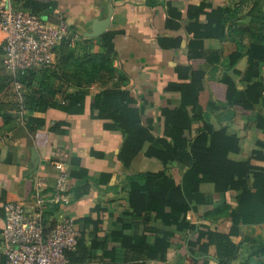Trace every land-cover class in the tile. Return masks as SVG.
Returning <instances> with one entry per match:
<instances>
[{
    "label": "trees",
    "instance_id": "obj_1",
    "mask_svg": "<svg viewBox=\"0 0 264 264\" xmlns=\"http://www.w3.org/2000/svg\"><path fill=\"white\" fill-rule=\"evenodd\" d=\"M13 1L34 14L46 15L45 5L32 0ZM261 2L233 0L227 8L213 5L204 19H201L204 5L187 7L183 17L181 5L167 4L166 26L183 28L192 40L188 45V66L178 68V80L165 88L178 96L168 99L157 115H144V104L138 105L123 91H105L97 96L95 108L99 117L110 120L112 129L123 135L118 153L123 169L129 171L138 158H144L157 162L161 170L136 173L126 179L128 187L122 190L126 207L110 228L103 229L101 221L90 217L75 221L79 238L75 249L65 253L68 264L166 263L172 247L178 248L181 256L188 252L193 258L207 255L209 248L214 247L219 264H229L237 255L238 246L231 237L238 234L239 212L247 208L252 198L264 207V142L256 140L244 153L241 138L227 126L216 129L210 115L217 109L223 110L224 118L231 121L236 114L249 117L258 109L260 113L249 131L256 136L264 135V83L259 75L264 65ZM249 3L250 9L244 15L243 9ZM153 4V0L147 2L148 6ZM115 35L108 32L96 40L100 53L92 51L94 40H86L81 43L85 51L77 55L67 44L76 38L69 30L68 37L55 49L52 66L15 76L4 73L0 78V94H3L0 133L13 130L20 115L45 113L56 107L55 98L65 88L83 89L112 79ZM205 39H229L237 49L227 57V73L218 81L208 82L214 101L204 113L199 97L205 73L199 66L210 62L209 55L204 53ZM158 45L163 49L179 48L180 39L159 38ZM243 58L247 59L248 70L240 82L243 89H239L234 77L240 76V72L235 67ZM0 62L3 66V61ZM16 84L20 86L18 91ZM219 118L216 117L218 122ZM23 120L28 132L34 133L36 127L31 123L35 120ZM158 125L162 134L154 136L153 130ZM175 168L185 170L181 185L168 175ZM203 184L212 186L213 193L222 198L220 203L213 202L212 194L201 191ZM229 192L236 194L235 206L226 201ZM36 195L34 184L27 182L24 200L32 201ZM58 206L49 207L43 215L42 223L47 231L56 224L49 217ZM190 214L192 220L187 218ZM220 219L226 220L212 230V225ZM245 249L246 260H264V242L249 240ZM118 252L124 254L121 263ZM205 262L194 259V264Z\"/></svg>",
    "mask_w": 264,
    "mask_h": 264
},
{
    "label": "crops",
    "instance_id": "obj_2",
    "mask_svg": "<svg viewBox=\"0 0 264 264\" xmlns=\"http://www.w3.org/2000/svg\"><path fill=\"white\" fill-rule=\"evenodd\" d=\"M32 1L48 7L44 12L48 16H45L64 22L70 32L76 35L74 39L82 43L87 40L84 35L90 32L93 21H102L110 11V23L105 34H116L113 56L115 73L112 79L83 89L65 88L64 93H59L55 98L56 107L45 113L20 115L13 130L0 133V235L4 205L19 203L28 212H34L37 208L35 200H24L26 183L32 182L37 194L48 196L53 192L61 171L69 174L67 199L55 209L49 221L54 224L64 219L78 221L90 217L101 221L103 229L110 228L126 207L122 192L124 187H128L126 179L136 173L158 172L161 167L154 160L138 158L129 171L123 169L118 161L123 135L112 129L110 120L99 117L95 108L97 96L105 91H123L138 105L144 104V115H157L168 99L178 96L166 92L165 88L178 80V68L188 66V45L192 40L183 28L166 26L167 4L181 5L183 17L187 7L204 5V16L201 18L204 19L213 5L227 8L233 0H153V6L147 5L150 0ZM249 9L250 3L243 9V14ZM260 9L264 12L263 0ZM159 38L180 39L179 48H160ZM97 39H92L94 53L101 51ZM203 48L210 60L209 65L199 66V70L205 73L199 97L200 107L205 113L208 112V104L214 101L208 82L218 81L227 73V57L236 52L237 47L229 39H205ZM235 69L240 72V76L234 79L238 88L243 89L240 82L248 70L247 59H241ZM259 75L264 83V65L260 67ZM2 99L3 94H0ZM258 113L260 110L257 109L249 117L236 114L228 121L224 118L225 111L217 109L210 115V121L216 129L227 126L229 131L237 134L242 140V151L246 153L256 140L264 142V135L256 136L249 131ZM217 116L221 117L220 122L216 120ZM24 118L35 120L31 123L36 127L34 133L26 129ZM153 134L161 136V126H156ZM184 172L175 168L168 175L177 185H181ZM201 191L212 194L214 203L221 202L222 198L213 193L211 185L203 184ZM225 198L228 204L235 206L234 192L227 193ZM239 213L241 223L238 234L231 237V241L238 246V252L229 264H264L262 259L246 260L248 255L245 249L249 240L264 242V207L258 206L252 198L247 208ZM187 218L192 220L193 215ZM225 220H218L211 229H216ZM169 252L171 256L166 263L148 264H194V259L204 260L206 264H219L214 247L209 248L207 255L197 258L188 252L181 256L176 247H172ZM119 256L118 263H121L124 254L121 252ZM0 257L3 264L1 250Z\"/></svg>",
    "mask_w": 264,
    "mask_h": 264
},
{
    "label": "built area",
    "instance_id": "obj_3",
    "mask_svg": "<svg viewBox=\"0 0 264 264\" xmlns=\"http://www.w3.org/2000/svg\"><path fill=\"white\" fill-rule=\"evenodd\" d=\"M68 34L64 22L34 14L13 0H0V47L8 74L52 66L55 49ZM15 89L20 90V86L16 84ZM69 183V174L61 171L50 195H36L37 208L32 213L19 203L4 205L0 235L4 264H68L65 253L75 249L79 238L75 221H58L50 231L42 221L49 207L66 201Z\"/></svg>",
    "mask_w": 264,
    "mask_h": 264
},
{
    "label": "water",
    "instance_id": "obj_4",
    "mask_svg": "<svg viewBox=\"0 0 264 264\" xmlns=\"http://www.w3.org/2000/svg\"><path fill=\"white\" fill-rule=\"evenodd\" d=\"M110 11L107 14V17L103 19L102 21H93L91 27H90V32L86 33L84 35V38L87 40H92V39H97L101 37L102 35L105 34L109 27L110 23Z\"/></svg>",
    "mask_w": 264,
    "mask_h": 264
},
{
    "label": "rangeland",
    "instance_id": "obj_5",
    "mask_svg": "<svg viewBox=\"0 0 264 264\" xmlns=\"http://www.w3.org/2000/svg\"><path fill=\"white\" fill-rule=\"evenodd\" d=\"M1 39L2 38L0 37V44H1ZM81 43L82 42H79L76 39H72V40H69L67 42V44L69 45V48L72 49L74 51V53L77 54V55H81V52L85 51V49L82 50V48H84V47L82 46ZM1 60H2V57H0V61ZM4 73H7V72L4 71L3 66H2V64L0 62V78H1V76L4 75Z\"/></svg>",
    "mask_w": 264,
    "mask_h": 264
}]
</instances>
